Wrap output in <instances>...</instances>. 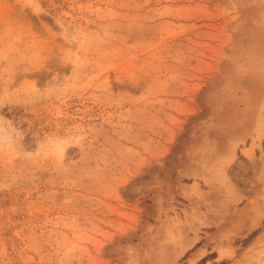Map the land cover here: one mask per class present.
Masks as SVG:
<instances>
[{
    "label": "rangeland",
    "instance_id": "rangeland-1",
    "mask_svg": "<svg viewBox=\"0 0 264 264\" xmlns=\"http://www.w3.org/2000/svg\"><path fill=\"white\" fill-rule=\"evenodd\" d=\"M0 264H264V0H0Z\"/></svg>",
    "mask_w": 264,
    "mask_h": 264
}]
</instances>
